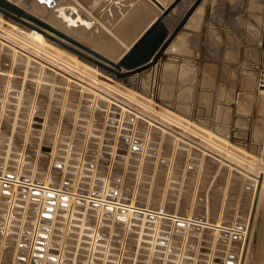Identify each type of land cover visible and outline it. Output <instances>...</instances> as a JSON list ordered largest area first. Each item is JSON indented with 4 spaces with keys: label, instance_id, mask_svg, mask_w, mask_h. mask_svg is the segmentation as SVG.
<instances>
[{
    "label": "rangeland",
    "instance_id": "1",
    "mask_svg": "<svg viewBox=\"0 0 264 264\" xmlns=\"http://www.w3.org/2000/svg\"><path fill=\"white\" fill-rule=\"evenodd\" d=\"M8 29L10 27L7 25L0 26L1 170H9L22 163L36 175L50 171L56 176L55 182L60 183L62 179L67 181L74 177L70 175L71 167L67 166L75 164L74 152L82 148L90 155L89 161L97 164V178H101L109 165L108 152L116 146L120 155L117 157L116 175L119 177H115L116 181L120 185L121 175L125 173L124 187L128 198L137 205L163 204L169 211L212 223L220 221L233 229L225 231L227 227L221 226L223 231H216L208 227H195L185 237L176 236L177 241L172 245L176 249H172V252L181 254L182 257H192H184V264H264V191L260 192L261 182L254 174L260 167L264 168L261 166L264 165L261 159V146L264 142V99L258 90L260 76L253 77L251 70L245 73L249 74V79L253 77L255 80L254 90L252 93L237 92V57L240 55L237 47L210 49L216 55L222 53L225 72L228 73L223 82L224 101L219 106L222 110L211 117L203 115L200 107L201 93L207 89L206 85L203 87L200 76L201 64L172 62L171 55H175L176 51L170 49L158 66L130 79L131 82L138 83L136 80L141 78L142 85H145L142 87L148 93L151 90L150 79L153 72L161 71V93L151 98L143 94L152 100V104L145 100H142V107L131 104L138 109L135 110L137 114L152 122L162 123L161 114L168 108L170 112L183 114L190 119L195 124L189 125L190 128L194 129L197 123L205 125L211 132L228 139L231 145L229 150L237 153L239 150L236 147L239 146V155L244 156L240 152H250L253 157L245 154L244 158L255 162L252 172L245 164L234 163V159L228 154H223L224 157L211 155L208 148H200L188 140L184 142L185 145L181 142L180 148L175 147V137L172 136L175 134L172 129H164L166 136L162 138V128L160 130L152 122L149 125L141 118L135 122L133 115L124 114L122 121L126 129L121 134L118 133V129L111 125L118 123L122 115L109 112L107 104H120L119 101L114 99L110 103L100 94L102 91L94 93L95 88L78 79L76 80L89 87L69 81L66 76L70 75L66 72L71 70L64 69L62 64L59 66H63V70L57 69L50 61L46 63L38 58H28V54L19 52V48L11 47L12 44L9 46L6 43L10 42L5 40L9 34ZM250 50L256 51L258 57H262L258 63L264 64V37L258 47ZM183 53L186 54L185 51ZM35 56L39 57L38 53ZM254 63H244V68L252 67ZM181 69H185L191 76L190 80H186ZM79 77L85 82L88 80L87 75ZM98 77L107 82L94 85L105 90L103 92L109 91L108 94L116 95L117 92L120 93L118 90H126L128 87L117 80L103 78V74ZM130 90L142 93L138 89ZM149 104L154 110L149 108ZM248 104L256 106V111L243 112L246 114L244 115L240 111ZM16 117L18 122L14 128ZM42 125H45L44 130ZM180 134L186 136L183 132ZM121 135L126 136L125 141L121 143L120 140L118 143L117 137ZM186 144L195 148L189 153ZM55 146L58 156L47 153L52 152ZM229 150L227 152L233 156ZM95 184L99 185L100 181L97 180L93 185ZM175 232L183 235L180 228L175 229ZM130 237V248L136 251L140 246L139 235L130 232ZM9 238V235L0 233V264H29V258L21 254L17 242ZM246 241H249L247 246ZM142 245L148 247L146 243ZM141 251L147 255L143 258L154 257L151 254L152 249L151 253L149 249ZM169 256L172 259L180 258ZM169 256L164 263L175 264ZM45 262L34 264L58 263L56 256H47Z\"/></svg>",
    "mask_w": 264,
    "mask_h": 264
},
{
    "label": "built area",
    "instance_id": "2",
    "mask_svg": "<svg viewBox=\"0 0 264 264\" xmlns=\"http://www.w3.org/2000/svg\"><path fill=\"white\" fill-rule=\"evenodd\" d=\"M258 85L264 87L263 78ZM115 124L111 126L118 133L126 129L122 120ZM124 137L118 136L117 142L123 143ZM74 154L75 164L67 166L74 177L60 183L50 171L36 175L22 163L9 170L0 169V233L17 242L29 264L46 263L47 256H56V264H165L169 255L179 256L172 252L176 236L185 237L195 227H203L201 218L169 211L163 204L137 205L143 207L137 213L146 218L143 223L162 227L156 238L169 246L161 244L152 249L151 243L150 248L139 246L138 239L139 247L133 251L130 232L140 237V223L127 215L130 199L124 187L125 173L120 185L115 178L119 177L118 147L108 152L109 165L101 178H97V164L89 161L87 151L81 148ZM97 180L100 184L93 185ZM179 228L183 235L175 232ZM146 231L155 232L149 228ZM144 249L149 253L152 249L154 257L143 258L147 256L141 251ZM161 260L163 263H159Z\"/></svg>",
    "mask_w": 264,
    "mask_h": 264
},
{
    "label": "crops",
    "instance_id": "3",
    "mask_svg": "<svg viewBox=\"0 0 264 264\" xmlns=\"http://www.w3.org/2000/svg\"><path fill=\"white\" fill-rule=\"evenodd\" d=\"M31 1L32 3L40 4L38 0ZM56 1V7H59V10L63 11L60 14L61 17L69 16L75 18L76 22L74 24L79 29H86L88 32L86 35L78 33L74 35L75 37L96 50L103 48L100 49L101 51L99 50L101 53L117 60L120 56L119 54L132 47L159 19L164 10L172 6L177 0ZM195 1L180 0L177 3L171 12L170 19L165 21V25L170 32L176 29ZM262 1L264 0H202L169 46L170 51H176L175 55H171L170 59L172 62L201 64V73H199L202 77L203 87L206 85L207 89L203 90L199 100L201 101L202 114L207 117H211L215 112L217 113L222 110L219 109V106L224 101L223 82L227 79L226 76L228 75L225 72V61L222 58V53L216 55L211 53L210 49L237 47L240 50V55L238 54L237 57V92L252 93L251 91L254 90L255 80L253 77L249 79V74L245 73L243 68L244 63H256L262 60V57L260 59V55L258 57L256 51L250 50V48L258 47L264 37V5ZM40 5L45 7L43 3ZM51 11L53 12V10ZM91 39L92 41H90ZM5 40L8 41V39ZM100 41L101 44H104L101 45ZM6 44L10 46L9 43ZM105 44L108 45L106 46ZM19 49V52L28 54V58H38L41 60L40 57L35 56L36 51L33 49L29 47H21ZM113 49H115L114 52ZM184 51L186 52L185 55ZM54 67L60 69L58 65H54ZM66 73L70 75L66 76L69 81L81 83L76 80L77 77L74 73ZM181 73L186 77V80L191 79V76L187 74L185 69ZM63 75L65 76V74ZM258 76L263 78L264 73L260 74V71H258ZM152 77L154 78V74ZM261 77L259 78L262 79ZM78 80L80 79L78 78ZM81 81L87 85L90 84L87 81ZM89 86L93 87V85ZM253 111H256V106L253 107L251 104H248L240 112L250 113ZM243 114L246 115L245 113ZM162 125L164 129H172L174 134L178 136L173 127ZM182 136H178L179 138H177L182 142L189 141L188 137Z\"/></svg>",
    "mask_w": 264,
    "mask_h": 264
},
{
    "label": "bare ground",
    "instance_id": "4",
    "mask_svg": "<svg viewBox=\"0 0 264 264\" xmlns=\"http://www.w3.org/2000/svg\"><path fill=\"white\" fill-rule=\"evenodd\" d=\"M32 9H33V12L36 13L37 15L41 16L42 18H44L45 20L49 21L50 23L54 24L56 27L60 28V29H63L67 32H69L71 35H77L78 33L79 34H82L80 33L81 31H77L75 29V31H72V30H69V28L66 27V24L63 23L61 17L59 18V15L61 13H63V11H60L58 12L56 15L53 14L51 11L47 10L43 5H40V4H36L33 2V4L31 5ZM64 18V17H63ZM65 18H67L69 20V22H73L75 23L76 20L74 18H70L69 16H65ZM3 25H7L10 27V29H8L7 31L9 32V34L6 36V38L8 39V41L10 42V45L11 47L14 46L16 48H21V47H29L30 49H33L34 51H37L36 53H38L40 59L42 60V62H47L48 61H51V62H54L55 65H58V67H60V69L64 66V69L65 68H68V70H71L70 72L74 73L77 77V79L79 78L80 81L83 80L81 77V75H87L86 78H88V82L90 83L89 85H93V88H95V90H93V92L97 93L98 91H102V93H100L106 100H108L110 103L113 102V100H117L120 102V104H114V105H111L110 104H107L108 106V111L109 112H112V113H120L122 115V118L121 120L123 119V116L124 114L126 115H133V120H135V122L138 121V118H141V119H144L149 125H151L150 123L152 122V120L148 119L147 117H143V115H139L137 114V112H135V110H138L136 107L133 108L132 107V104L131 103H134V105H136L137 107H142V105H144V103L142 102V100H145L146 102H150L151 103V96H158L160 93H161V74L160 72H153L154 74V78L152 77L151 80V85H150V91L148 92V97L150 98H147L146 96H144V92L142 91L141 94H138L136 93L135 91L132 92V90H130L131 88L127 87L126 90H118L120 91L119 92H113V93H116V95L118 94V96H116L115 94L114 95H111V94H108V92H103L105 90H100L99 87H96L94 84H97V83H106L104 81H102L101 78H99L98 76L101 75L102 73L95 67L83 62L82 60H80L76 55L70 53L69 51L51 43L50 41H48L45 36L40 33L39 31H36V30H27L25 28H21L19 26H17L16 24L10 22V21H7L6 19H4L3 17L0 16V26L3 27ZM5 29V28H4ZM4 31V30H3ZM6 32V33H8ZM87 32V31H86ZM6 35V34H5ZM84 37V36H83ZM15 39L13 41V39ZM88 39V38H87ZM86 41V40H85ZM89 41V40H88ZM92 41V39L90 40ZM99 41V40H98ZM97 41V42H98ZM4 42V41H3ZM95 42V41H93ZM108 42V41H107ZM105 42V43H107ZM96 44V43H95ZM94 44V45H95ZM100 44H101V41H100ZM104 44V43H102ZM101 44V45H102ZM106 45V44H105ZM108 45V44H107ZM106 45V46H107ZM112 45V44H111ZM9 47V46H8ZM100 47V46H99ZM105 47V46H104ZM109 47V46H108ZM114 47V46H113ZM97 48V47H96ZM107 48V47H106ZM110 48V47H109ZM107 48V49H109ZM112 48V46H111ZM118 48V47H117ZM117 48H115L116 50H118ZM14 49V48H13ZM98 49V48H97ZM100 49H103V48H100ZM98 49V51L100 50ZM113 49V52L114 50ZM7 50V49H6ZM112 50V49H111ZM17 51V50H16ZM101 51V50H100ZM103 51V50H102ZM120 51V50H119ZM104 52V51H103ZM12 53V52H11ZM106 53V52H105ZM110 53V52H109ZM112 53V52H111ZM117 53V52H116ZM108 55V53H106ZM113 54V53H112ZM114 55V54H113ZM121 55V53L119 54ZM111 57V56H110ZM119 58V57H118ZM117 58V59H118ZM114 59V58H113ZM44 64V63H43ZM59 64H62L63 66H59ZM170 66V65H169ZM172 66V65H171ZM20 68V67H19ZM35 68V67H34ZM163 69V68H162ZM63 70V68H62ZM66 71V70H65ZM69 72V71H67ZM160 74V75H159ZM85 77V76H84ZM143 77V76H142ZM150 77V76H149ZM261 77V76H260ZM137 79V78H136ZM263 79H264V76H263ZM153 80V82H152ZM260 80V79H259ZM162 81H163V78H162ZM111 82V81H109ZM136 82L138 83H135L137 88L141 89L142 86V81H141V78L139 80H136ZM83 87L85 88H88L87 86H85L84 84L80 83ZM111 84V83H110ZM10 85V84H9ZM98 85V84H97ZM107 85V84H106ZM112 85V84H111ZM1 86V85H0ZM100 86V84H99ZM145 86V85H144ZM261 86H264V85H261ZM102 87V86H101ZM106 87V86H104ZM112 87V86H111ZM108 88V87H107ZM144 88V87H143ZM109 89V88H108ZM107 89V90H108ZM112 88H110L111 90ZM133 89V88H132ZM113 91H115L114 89H112ZM111 90V91H112ZM130 90V91H129ZM147 92V91H146ZM259 92L261 93V96H262V99H264V88H260L259 87ZM4 93V92H3ZM99 93V92H98ZM140 93V92H139ZM135 94V96H134ZM135 97V98H134ZM122 100H120V99ZM139 98V99H138ZM132 101V102H131ZM108 102V103H109ZM130 103V104H129ZM113 104V103H112ZM152 104V103H151ZM118 107L117 110L116 108L114 109V107ZM149 108L153 109L150 104L148 105ZM113 108V109H112ZM144 108V107H143ZM165 109V108H163ZM131 111H134V112H130ZM147 110V109H146ZM154 110V109H153ZM156 110V109H155ZM159 110V109H158ZM157 110V111H158ZM152 111V110H151ZM149 112V111H148ZM159 113L161 111H158ZM163 113V112H161ZM157 114V113H156ZM159 115V114H157ZM156 115V116H157ZM158 117V116H157ZM160 118V117H159ZM16 120L14 121V128L16 127V124L18 122V117L15 118ZM161 119H162V123L159 124L157 122H152L153 124H156V126L160 127V130L162 128V138L165 137L166 135H164V125H167V126H170V127H173L174 131L177 132V135L178 136H181L183 137L182 135H180V132H183L185 133L186 137L189 138V141L191 142H194V144H197L198 147H204L205 149L208 148L209 152H211V155L215 154L216 156L219 155V156H223V154H225L227 156V154L232 157L234 159V163H237V164H245L248 168H249V171L251 170L254 171V163L253 160L252 161H249L247 159L244 158L245 154L248 156V157H253L251 155V153L249 152L248 154L245 153V152H240V154H243L244 156L242 155H239V151L240 149L238 147H236V149H238L237 153H235L234 151L232 150H229L228 147H230L231 145H229V141L228 139H226V137H223V136H220L219 134H217L216 132H211L210 129H208L207 127H205V125H199L197 123V126L193 128H190L189 125L192 126V124L194 123H191L188 119L186 118L183 114H177V113H172L170 112V110L168 108L165 109L164 113L161 114ZM149 120V122H148ZM114 122V121H113ZM37 123V122H36ZM203 124V123H202ZM36 125V124H35ZM195 125V124H194ZM193 125V126H194ZM38 126V124H37ZM44 126L43 125V130H44ZM154 126V125H152ZM225 126V125H224ZM158 127V128H159ZM42 129V128H41ZM214 131V129H213ZM169 134V133H168ZM6 135V134H5ZM8 135V134H7ZM172 135V134H170ZM228 135V134H227ZM173 137H175L174 139V144H175V147H178L180 148V143L182 142L181 140H179L178 136H174L172 135ZM178 137V138H177ZM133 138V137H132ZM63 142V141H62ZM184 143V142H182ZM231 144V143H230ZM235 144V143H234ZM185 145V143H184ZM237 146V145H236ZM235 147V145H234ZM234 147L232 146L231 148L234 149ZM182 148V147H181ZM192 148H195V147H190V145H187L186 144V149L189 150V153L191 152ZM230 151L231 154L233 153L234 155L231 156L230 153H228L227 151ZM236 151V150H235ZM242 151V149H241ZM261 159H263V152H264V142L262 143V146H261ZM252 152V151H251ZM52 154L53 155H57L59 154L58 150H56V146L54 148V150L52 151ZM224 155V156H225ZM255 155V154H254ZM215 156V157H216ZM223 156V157H224ZM227 158V157H226ZM260 158V157H259ZM256 159V158H254ZM230 160V159H229ZM59 161V160H58ZM231 162V161H230ZM264 162V160H263ZM262 163V162H261ZM264 164V163H263ZM261 166H264V165H261ZM258 169V168H256ZM36 168L34 167L33 168V172H35ZM65 170V169H64ZM253 174V173H252ZM255 175H257V177L259 178V181L261 182V188H260V192H263L264 191V168L260 167L258 169V171L256 170L254 172ZM263 195V194H262ZM128 216L129 217H133L135 219H138V220H133V222H138L140 223V227H139V233H140V237L138 238L140 240V245H142L143 243H146L148 244V247L150 245V243L152 244V249L154 248H157V245H161V244H165L163 242H159V240L156 238L157 235L159 234L160 235V232L162 231V227H159V225H156L154 227H150V225L148 223H143L145 221V217H143L142 215L140 214H137L139 212H141V208L143 207H139L137 206V204L130 199V201L128 202ZM203 220V219H202ZM138 223H132L133 225H137ZM131 224V226H132ZM200 224L203 226V227H208V228H213V229H216L219 230V231H223L221 230V226L222 227H227L225 228V231H228V230H233L231 227L228 228L229 226H226L224 225L222 222L220 221H216L214 223L210 222L209 220H203L200 222ZM152 229V230H155V232L153 233V231H146V229ZM233 232V231H232ZM147 235V236H145ZM249 241H246L245 244L247 246ZM167 245V244H165ZM169 246V244L167 245ZM167 252V250H166ZM177 255V254H175ZM180 256V258H177V259H172L170 258L169 256V259L174 262L175 264H184V257L185 258H188V259H191L192 257L190 256H184L182 257L181 254H178ZM167 259V258H166ZM222 264H228L227 262L225 263H222Z\"/></svg>",
    "mask_w": 264,
    "mask_h": 264
},
{
    "label": "water",
    "instance_id": "5",
    "mask_svg": "<svg viewBox=\"0 0 264 264\" xmlns=\"http://www.w3.org/2000/svg\"><path fill=\"white\" fill-rule=\"evenodd\" d=\"M179 1L177 0L172 6L164 10V13L150 29L132 47L126 49L117 60L106 56L69 32L56 27L34 13L31 7L33 4L31 0H0V16L21 28L39 31L51 43L69 51L83 62L97 68L103 74V78L117 80L129 88L138 89L130 79L136 77L137 74H143L146 71L152 70L160 64L168 54L169 46L173 39L177 37L183 26L202 2V0H196L176 29L170 32L165 25V21L170 19L171 12ZM38 2L40 4L43 3L47 10H53L51 12L55 15L60 12L59 7H56V0H38ZM262 4L264 5V1H262ZM61 19L69 30L75 31L76 29L77 31H81L80 33L83 35L87 34L86 29H79L77 25L69 22L67 18L61 17ZM243 69L245 72L251 70L254 73L253 77H257L259 69L264 70V64L257 62L252 67ZM138 90L148 95L143 87ZM239 97L241 96L239 95Z\"/></svg>",
    "mask_w": 264,
    "mask_h": 264
}]
</instances>
